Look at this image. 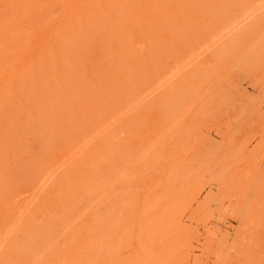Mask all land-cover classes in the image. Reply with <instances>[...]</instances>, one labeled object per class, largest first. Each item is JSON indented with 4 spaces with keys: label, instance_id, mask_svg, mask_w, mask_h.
Returning a JSON list of instances; mask_svg holds the SVG:
<instances>
[{
    "label": "rangeland",
    "instance_id": "1",
    "mask_svg": "<svg viewBox=\"0 0 264 264\" xmlns=\"http://www.w3.org/2000/svg\"><path fill=\"white\" fill-rule=\"evenodd\" d=\"M76 2L0 0V264H264V0Z\"/></svg>",
    "mask_w": 264,
    "mask_h": 264
},
{
    "label": "bare ground",
    "instance_id": "2",
    "mask_svg": "<svg viewBox=\"0 0 264 264\" xmlns=\"http://www.w3.org/2000/svg\"><path fill=\"white\" fill-rule=\"evenodd\" d=\"M76 1V0H75ZM78 1V3H79V0H77ZM87 1V0H86ZM67 3V2H66ZM77 3V2H76ZM77 3V4H78ZM77 4H75V5H77ZM68 5V4H67ZM74 5V7H76ZM85 5H87V3L85 4ZM88 6V5H87ZM87 6H85V7H87ZM90 6V5H89ZM82 11V10H81ZM86 11V10H85ZM147 12V11H146ZM70 13V12H69ZM65 16V15H64ZM14 18H16V17H14ZM250 18V17H249ZM61 19V18H60ZM151 19H153V18H151ZM52 20V19H51ZM61 20H63V19H61ZM75 20L76 21H79V22H81L82 20H81V18L80 17H76L75 18ZM15 21V20H14ZM64 21V20H63ZM9 22H11V21H9ZM58 22V24H59V21H57ZM75 22V21H74ZM89 22V21H88ZM56 23V22H55ZM57 24V23H56ZM61 24V23H60ZM244 23H242V25H243ZM82 25V24H81ZM58 26V25H57ZM72 26V25H71ZM59 27V26H58ZM68 27V26H67ZM260 27V26H259ZM23 28H25V27H23ZM82 28V27H81ZM51 29V28H50ZM53 31V30H52ZM61 31V30H60ZM38 32V31H37ZM46 34V33H45ZM52 34V33H51ZM62 34V33H61ZM27 36V35H26ZM38 37V36H37ZM36 37V38H37ZM53 37V36H52ZM39 38V37H38ZM44 39V38H43ZM47 39V38H46ZM49 39H50V36H49ZM49 39H48V41H49ZM37 40V39H36ZM54 40V39H53ZM50 42V41H49ZM41 43V42H40ZM56 41H53L52 42V44H51V50L50 51H48L49 52V54L51 55V57H53L54 58V60L56 61L55 63H54V66H55V69H56V73H57V77H58V79L60 80V78H61V75H60V70H59V68H60V66H61V61H60V59H61V55H60V52H59V49H58V47L56 46ZM34 44V43H33ZM32 44V47L34 46ZM28 45H29V43H28ZM45 46V45H44ZM46 46H49V45H46ZM37 47V46H36ZM49 48V47H48ZM44 49V48H43ZM9 50V49H8ZM26 50V49H25ZM42 50V49H41ZM7 52V51H6ZM12 52V51H11ZM34 52V51H33ZM22 53V52H21ZM24 53V52H23ZM18 54V53H17ZM20 54V53H19ZM39 55V54H38ZM49 57V56H48ZM22 59V58H21ZM6 93L10 96V94L12 93V91H7L6 90V92L4 91V90H0V95H6ZM16 94V93H15ZM28 124V123H27ZM33 124V123H32ZM35 124V123H34ZM63 168V167H62ZM93 209V208H92ZM91 210V209H90ZM24 213V212H23ZM79 214V213H78Z\"/></svg>",
    "mask_w": 264,
    "mask_h": 264
}]
</instances>
